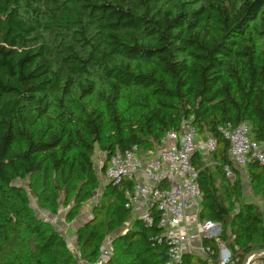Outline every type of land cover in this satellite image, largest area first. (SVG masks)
Masks as SVG:
<instances>
[{"label": "trees", "instance_id": "16d2710c", "mask_svg": "<svg viewBox=\"0 0 264 264\" xmlns=\"http://www.w3.org/2000/svg\"><path fill=\"white\" fill-rule=\"evenodd\" d=\"M183 122L216 140L210 164L192 157L199 219L220 223L239 258L264 250V166L233 167L230 182L218 132L245 122L264 141V0H0V264H79L28 193L72 222L99 186L95 147L103 173L115 152H150ZM244 177L261 204L245 196ZM131 186L104 184L75 228L84 262L108 242L100 264H164L151 241L161 229L131 222L124 207ZM181 264L210 263L186 253Z\"/></svg>", "mask_w": 264, "mask_h": 264}, {"label": "built area", "instance_id": "2783aa9c", "mask_svg": "<svg viewBox=\"0 0 264 264\" xmlns=\"http://www.w3.org/2000/svg\"><path fill=\"white\" fill-rule=\"evenodd\" d=\"M249 130L245 122L218 126L228 144L230 163L223 165V171L230 182L235 178L233 167L243 169L251 159L264 166V141L253 140ZM198 137L194 126L183 122L179 129L166 131L150 152L140 153L137 145L115 152L102 173L103 185L132 182L131 188L124 191V207L134 209L147 227L157 225L161 229L151 241L152 245L164 247V264H181L186 253L198 255L210 264H242L245 256L234 255L221 239V224L198 217L202 194L192 157L198 151L202 160L210 164V155L216 149L211 135L203 139L201 147L196 143ZM204 239L215 242L216 249L204 244ZM104 245L97 264L109 254L108 242ZM243 263L264 264V251L249 255Z\"/></svg>", "mask_w": 264, "mask_h": 264}, {"label": "rangeland", "instance_id": "374dc122", "mask_svg": "<svg viewBox=\"0 0 264 264\" xmlns=\"http://www.w3.org/2000/svg\"><path fill=\"white\" fill-rule=\"evenodd\" d=\"M204 142V140L201 138V137H198L197 140H196V143L198 144V146H202V143ZM144 154V153H143ZM105 161V154L101 151H99L97 149V147H95L94 149V153H93V156H92V162H93V167H94V170L98 176V179H99V186H98V189L96 190V192L98 191V193L94 194V197L87 200L86 202H84L79 210V213L78 215L76 216V218L74 219V221L72 222H68L66 225L63 224L64 227L67 226L66 229H58L62 232L64 238L66 239L67 241V244L69 246V248L73 251V253L76 255V257L78 258V261H79V264H86L81 258H80V255H79V249L75 246V240H74V230L75 228L81 224L83 221L87 220L89 218V216L91 215V210H92V207L93 205H95V203L97 202V200L99 199V196L98 194L101 192V189L103 187V182H104V179H103V176H102V173H101V165L103 164V162ZM243 169H240L239 171H243ZM21 184H25V182L23 181H20ZM243 183H244V187H245V196L248 197V198H251L253 199L254 201H256L257 203L261 204L260 202H258L257 200V197L253 196L250 194V190H249V183L247 182V179L246 177L243 178ZM29 194V197H30V205L31 207L33 208V210H35V212L39 215V214H44V212H42L37 204H36V200L33 196L32 193H28ZM65 212H66V208L64 207H61L60 209V213H59V216L57 217H53V219H57V220H65ZM48 216H50L48 214ZM192 225H194V222L192 223ZM118 232V231H117ZM105 246V245H104ZM107 249L109 250V245H107Z\"/></svg>", "mask_w": 264, "mask_h": 264}, {"label": "crops", "instance_id": "0c3cea01", "mask_svg": "<svg viewBox=\"0 0 264 264\" xmlns=\"http://www.w3.org/2000/svg\"><path fill=\"white\" fill-rule=\"evenodd\" d=\"M61 209V208H60ZM42 212H44V214H39V216L40 217H42L43 219H45V220H47V221H49V222H51L57 229H60V228H62V229H66L67 228V226L66 227H64L63 226V224L64 225H66L68 222H65V220H57V219H53L52 218V216L53 217H57V216H59V213H60V210H59V212H58V214L57 215H51L49 212H47V211H44V210H42V209H40ZM189 214H190V216H192V214L190 213V212H188ZM48 214L50 215V216H48ZM65 214H66V212H65ZM64 214V215H65ZM137 218V213H136V211L134 210V209H132V213H131V222L132 221H134L135 219ZM130 223H126L125 225H124V227H123V229L125 228V227H127V225H129ZM60 227V228H59ZM60 231V230H59ZM74 240H75V237H74ZM75 246H76V244H75ZM86 263V262H85ZM98 263V262H97ZM97 263H94V264H97ZM86 264H88V263H86Z\"/></svg>", "mask_w": 264, "mask_h": 264}, {"label": "water", "instance_id": "95a60500", "mask_svg": "<svg viewBox=\"0 0 264 264\" xmlns=\"http://www.w3.org/2000/svg\"><path fill=\"white\" fill-rule=\"evenodd\" d=\"M101 167H102V165H101ZM262 251H264V250H257V251H251V252H249L248 254L245 255L243 262L245 261V259H246L249 255H252V254H258V253H260V252H262ZM160 254H161V258H162L163 261L167 259V255L165 254V252L162 251V252H160ZM243 262H242V264H244Z\"/></svg>", "mask_w": 264, "mask_h": 264}]
</instances>
